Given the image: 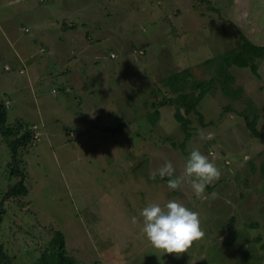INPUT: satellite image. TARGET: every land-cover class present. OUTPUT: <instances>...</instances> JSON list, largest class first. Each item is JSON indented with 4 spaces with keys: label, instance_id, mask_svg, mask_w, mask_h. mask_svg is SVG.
<instances>
[{
    "label": "rangeland",
    "instance_id": "obj_1",
    "mask_svg": "<svg viewBox=\"0 0 264 264\" xmlns=\"http://www.w3.org/2000/svg\"><path fill=\"white\" fill-rule=\"evenodd\" d=\"M208 1L209 7L205 0H152L159 5L157 13L150 0H131L133 20L127 22L135 25L128 39L133 49L143 46L141 50L145 53L136 55L135 63L130 65L120 51L117 71L112 73L108 89L122 86L116 79H124L129 100L137 99L141 90L143 118L125 117L141 120V130L131 123L123 126L122 130H127L124 134L114 127L108 132L99 126L100 129L89 133L79 130V140L74 141L75 132L66 134L62 119L45 124L37 121L41 109L45 110L41 98L60 96L59 90L52 94L48 86L42 96H34L29 84L24 89L25 98L19 100L12 94L16 84L12 82L25 78L18 73L21 64L12 61L7 52H0V100L12 99L6 125L18 120L23 127H39L38 140L34 138L32 146L20 149L17 154L28 188V194L20 200L28 205H24L21 214L22 208L19 211L8 204L0 224V242L13 256L12 264L34 262L49 237L48 226L64 233L67 254L75 264H264V57L255 59L257 74L249 66L229 67L234 78L229 86L238 91L237 96L232 97V93L226 96L215 85L197 106L202 120L194 113L188 115V137L173 117L174 106H161L156 120L159 123L154 127L150 114H146L152 111L153 100L158 102L169 95L160 78L187 69L192 75L185 86L189 90L194 79L214 76L223 52L238 48L240 37L253 44H264V0ZM112 6L120 14L126 4L124 0H102L95 9L102 14ZM1 8L8 13L12 5ZM149 9L154 10L150 18H156L152 22L143 19ZM158 14L163 15L162 19ZM32 31L31 28L25 33L20 29L18 39L30 38ZM129 31L118 32L117 36L122 41ZM112 38L111 35L100 38L96 45L107 52L112 48ZM6 40L10 42L9 38ZM3 42L5 38L0 34V44ZM15 47L14 43L7 45ZM32 49L38 50L39 46ZM206 59L212 61L206 64ZM6 66L11 70L7 71ZM103 87L97 84L95 89L103 91ZM70 103L71 110L76 104L73 105L72 98ZM117 117L114 125L124 123L120 114ZM245 117L255 118L261 136L250 133ZM209 132L214 134L213 139L200 138L201 133L206 136ZM139 138L141 141H136ZM3 140L0 133V200L8 185L17 180L6 167L11 159ZM193 148L199 149L221 172L218 180L206 186L202 196L194 194L187 178L174 191L168 189L167 177L150 179V172L169 160L176 170L174 176L182 177ZM169 200L198 212L205 233L179 257L174 253L161 256L142 232V209L150 203L163 207ZM133 216L137 217V224L131 223ZM230 217L234 219L232 231L227 230ZM257 236L259 241L255 240Z\"/></svg>",
    "mask_w": 264,
    "mask_h": 264
},
{
    "label": "crops",
    "instance_id": "obj_2",
    "mask_svg": "<svg viewBox=\"0 0 264 264\" xmlns=\"http://www.w3.org/2000/svg\"><path fill=\"white\" fill-rule=\"evenodd\" d=\"M99 1L102 0H51V2L48 0H0V34L5 38V42L0 44V52H7L12 61L20 63L19 70L22 69L23 73H20L19 70L18 73L25 77L22 81L16 79L17 81L12 82V84L16 83L15 91L12 94L20 98L19 100H23L26 96L24 89L29 84L33 86L34 96H42L48 86H51L52 94L59 90L60 96L41 98L45 110L41 109V113L37 115V121L45 124V121L51 123L50 121H58V118L62 119L66 123L65 133L75 132L76 136L72 139L74 141L79 140V130L89 133L92 129H100L99 126H104L108 132H111L114 127L124 134L127 130L124 132L122 128L127 123L135 124L140 127L139 130L142 125L141 120L125 119L132 115L135 117L141 115L140 119L143 118L141 90H139L137 99L129 100L127 97L130 98V96H128L129 94L126 96L124 90V87L127 86L124 79H116L122 86L116 87L115 85L113 87L120 91L116 88V90L111 89L110 91L108 89L110 78L113 77L112 73L117 71L116 60L121 55L120 51L124 52L126 63L130 65L135 63L133 58L136 55L145 53L142 50V54H137L138 50L143 49V46L133 49V45L128 39L134 32L132 26L135 25L127 22L133 20L130 15L132 13L131 0H124L126 7L124 6L120 14H117L119 11L114 6L110 11H102V14H98L96 5ZM150 3L155 6L154 10L159 6L152 0ZM4 5H12V10L7 13L5 8H1ZM143 10L145 9L142 8ZM149 10L150 12L143 19L152 22L156 18H150L154 10ZM40 11L43 13L40 14ZM37 12L39 13L37 14ZM156 12L159 13L158 10ZM179 14L180 12L175 16L178 17ZM158 15L162 19L163 15ZM21 21L29 23L22 25ZM153 26H155L154 23ZM31 28L33 35L30 38L18 39L20 29L28 33ZM127 30H131V33L129 31L127 37L123 35L121 41L117 33L124 32L126 34ZM110 35L114 36L112 38L113 45L107 51V55V52L98 47L96 43L100 38L110 37ZM6 38H9L10 42H6ZM13 43L16 44L14 49L7 48V45ZM34 45H38L39 49L33 50L32 46ZM111 53H115L116 56L111 57ZM5 69L11 70L9 66H6ZM160 72L162 73V71ZM57 83H59L58 87L53 88ZM97 84L104 86L103 91L101 90L102 93L96 91ZM70 98H72L73 105L76 104L71 110ZM9 100L12 99L7 97L4 101L5 104L8 102L7 109ZM160 109L161 106H159V116ZM118 114L126 122H117L114 125ZM108 120L109 122H107ZM158 123L157 121L153 122L152 127ZM136 133L138 134V132ZM111 136L118 137V135ZM122 137L123 135H119V138ZM136 141H141V139ZM95 144L98 143L95 142ZM221 152L223 153L222 150Z\"/></svg>",
    "mask_w": 264,
    "mask_h": 264
},
{
    "label": "trees",
    "instance_id": "obj_3",
    "mask_svg": "<svg viewBox=\"0 0 264 264\" xmlns=\"http://www.w3.org/2000/svg\"><path fill=\"white\" fill-rule=\"evenodd\" d=\"M205 3L207 6H210V1L205 0ZM241 38L242 41L238 48L227 50L222 54L221 60L215 69L214 76L205 80L194 79V82L190 85L189 90L186 89L185 86L188 84L189 80L192 79V75L187 69L174 72L160 79L159 82L163 87L168 89L169 95L168 97L163 98L158 102L154 101L151 104L152 111L147 113V115L150 114L148 117L151 119V123L155 122L159 117V106L166 104L172 105L174 106L173 117L179 123V126L185 136L188 137L190 135V119L188 115L194 113L198 115L200 121L202 120V114L198 111L197 106L215 85H218L226 96L230 95V93H232V97L237 96L238 91L233 90L229 86V83L234 81L233 76L228 71L229 67L232 65L239 68L249 66L250 69L257 74V68L254 63L255 59L264 57V45L253 44L243 36L240 37V39ZM211 61V59H207L205 60V63L208 64ZM245 119L250 133L256 137L261 136L260 132L256 128L255 118L250 119L249 117H245ZM6 120L7 105L4 101L0 100V133L4 139L3 141L9 149L11 159V161L7 163L6 167H8L7 169L10 176L17 178L14 183L8 185L7 189L1 195L0 224L3 217H5V214H7L8 204L18 207L19 211L20 208H22L23 210H21V214H23V211L25 210V208H23L24 205H28L26 202L22 203L23 201L20 200L21 197L28 194V188L25 185L26 175L19 166L17 154L20 149L32 146V142L34 141L33 131L31 128L23 127L20 122H16L15 124L8 126L6 125ZM27 211L28 210L26 209L25 212ZM233 220V218H229V222L227 224V230L229 231H232L234 228ZM48 227H51L47 230V233L49 232V237L40 247V253L37 255L32 264H75V260L67 254L64 233L60 229L53 226ZM24 232L27 235L32 236L31 231L25 229ZM259 239L260 236L255 238L256 241H259ZM12 263L13 256L6 251L2 242H0V264Z\"/></svg>",
    "mask_w": 264,
    "mask_h": 264
},
{
    "label": "clouds",
    "instance_id": "obj_4",
    "mask_svg": "<svg viewBox=\"0 0 264 264\" xmlns=\"http://www.w3.org/2000/svg\"><path fill=\"white\" fill-rule=\"evenodd\" d=\"M201 139L211 140L214 134L209 132L206 136L201 133ZM173 163L165 161L163 165L150 172V179L157 176L161 179L167 177L169 190H178L184 178L191 183V188L197 197L204 194L206 186L218 180L221 172L214 162L203 155L199 149L193 148L185 162L183 176H174ZM143 217L142 232L146 234L153 248L164 253L176 254L177 257L188 252L194 241L202 239L205 235L201 229L199 213L190 210L176 200H169L163 207L157 203H150L140 213ZM132 224H137V217L131 218Z\"/></svg>",
    "mask_w": 264,
    "mask_h": 264
},
{
    "label": "built area",
    "instance_id": "obj_5",
    "mask_svg": "<svg viewBox=\"0 0 264 264\" xmlns=\"http://www.w3.org/2000/svg\"><path fill=\"white\" fill-rule=\"evenodd\" d=\"M138 53H139V54H142L143 51H142V50H139ZM110 56H111V57H115V54H114V53H111ZM19 72H20V73H23V70L21 69V70H19ZM7 104H8V102H6V105H7ZM38 128H39V127H38L37 125H33L32 128H31V130L33 131V138H35V139H37L38 136H39ZM71 135H73V134H71Z\"/></svg>",
    "mask_w": 264,
    "mask_h": 264
}]
</instances>
